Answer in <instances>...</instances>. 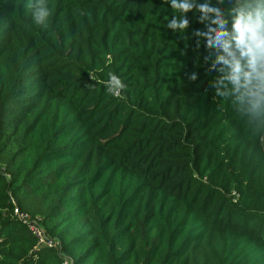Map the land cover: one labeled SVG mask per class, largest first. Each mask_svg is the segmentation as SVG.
Listing matches in <instances>:
<instances>
[{
  "label": "trees",
  "instance_id": "1",
  "mask_svg": "<svg viewBox=\"0 0 264 264\" xmlns=\"http://www.w3.org/2000/svg\"><path fill=\"white\" fill-rule=\"evenodd\" d=\"M28 3L0 0V264H264V0Z\"/></svg>",
  "mask_w": 264,
  "mask_h": 264
},
{
  "label": "clouds",
  "instance_id": "2",
  "mask_svg": "<svg viewBox=\"0 0 264 264\" xmlns=\"http://www.w3.org/2000/svg\"><path fill=\"white\" fill-rule=\"evenodd\" d=\"M27 7L29 9H34L33 14H34V19L37 24H45L47 18L50 15V12L44 3V0H29ZM259 43L261 46H264V39H262ZM108 77L109 79L103 82L105 84L106 91L113 96H119L121 94V91L125 88L124 83L121 81V79L117 75H115L112 72L108 73ZM91 79L94 80L95 77L91 75Z\"/></svg>",
  "mask_w": 264,
  "mask_h": 264
},
{
  "label": "built area",
  "instance_id": "3",
  "mask_svg": "<svg viewBox=\"0 0 264 264\" xmlns=\"http://www.w3.org/2000/svg\"><path fill=\"white\" fill-rule=\"evenodd\" d=\"M13 214L18 217L28 228V230L37 238L38 245H57L58 243L49 240L45 234V229L36 221L30 220L28 215L22 213L16 206L13 209ZM62 264H71V261L66 258L63 260Z\"/></svg>",
  "mask_w": 264,
  "mask_h": 264
},
{
  "label": "rangeland",
  "instance_id": "4",
  "mask_svg": "<svg viewBox=\"0 0 264 264\" xmlns=\"http://www.w3.org/2000/svg\"><path fill=\"white\" fill-rule=\"evenodd\" d=\"M262 139H263V144H264V136L262 137Z\"/></svg>",
  "mask_w": 264,
  "mask_h": 264
}]
</instances>
